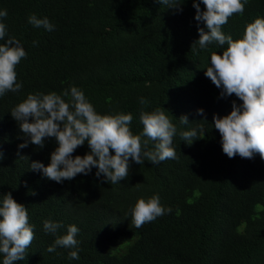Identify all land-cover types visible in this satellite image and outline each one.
Masks as SVG:
<instances>
[{"label": "trees", "instance_id": "16d2710c", "mask_svg": "<svg viewBox=\"0 0 264 264\" xmlns=\"http://www.w3.org/2000/svg\"><path fill=\"white\" fill-rule=\"evenodd\" d=\"M179 2L182 12L159 0H0V11H7L0 43L14 37L27 53L16 66L23 87L0 97V200L11 192L27 208L34 231L25 259L15 264H264V159L258 153L229 158L213 126L214 115L222 118L233 101L243 103L235 94L221 97L205 75L211 53L222 54L227 44L191 51L198 29H208L195 20L194 0ZM32 14L46 17L54 30L34 27ZM257 18H264V0H246L243 14L229 17L221 30L237 40ZM72 86L99 114H132L134 135L143 129L141 112L161 108L177 128L176 159L140 165L130 158L127 178L114 185L103 174L98 178L95 167L62 183L31 170L33 161L47 166L58 143L48 137L42 149L19 148L25 138L11 110L29 94L63 95ZM141 97L149 103L141 105ZM201 125L204 138L191 145L181 139L180 132ZM88 152L86 141L72 155ZM155 195L172 212L136 229L131 209ZM45 220L63 227L46 233ZM73 224L76 248L48 252ZM74 250L79 259L68 258Z\"/></svg>", "mask_w": 264, "mask_h": 264}, {"label": "clouds", "instance_id": "9594fccd", "mask_svg": "<svg viewBox=\"0 0 264 264\" xmlns=\"http://www.w3.org/2000/svg\"><path fill=\"white\" fill-rule=\"evenodd\" d=\"M159 2L175 11H183L179 0ZM245 2L202 0L206 7L202 11L199 0H194L195 20L205 23L208 31L198 29L200 38L192 44L191 51L199 54L200 50L207 49L213 42L219 46L227 44L222 54L211 53L210 66L206 68L205 75L221 89V97L235 94L243 103L233 101L232 111L222 118L214 115L213 126L220 133L223 152L229 158L239 155L251 159L258 153L264 159V18L249 23L243 37L237 40L231 35L226 36L221 30L229 17L243 14ZM6 16V10L0 11V18ZM28 22L36 28L54 30V25L46 17L40 19L32 14ZM6 35V25L0 22V41ZM36 44L34 41L33 45ZM26 56L24 47L14 37L0 43V97L7 92H18L23 87L17 83L16 66ZM63 97H69L68 101ZM139 102L141 105L149 103L143 97ZM198 114L204 115V109H199ZM11 115L25 138L24 143L19 145L21 149L29 144L42 149L45 138L55 137L58 147L51 153L50 163L45 166L40 161H33L30 168L42 171L46 178L57 183L70 181L81 173L88 175L95 167L98 178L103 174L106 181L114 185L127 178L130 158L140 165L145 161L159 164L176 159L173 138L177 128L161 108L152 112L142 111L140 122L143 129L134 135L129 127L132 114H99L84 92L72 86L70 92L65 89L63 95L56 92L29 94L11 110ZM179 120L184 125L189 124L187 116H181ZM203 121H207L206 117ZM180 136L191 145L193 141L204 138L203 126L182 131ZM86 141L90 152L73 158L74 151ZM150 142H155L154 150L149 147ZM2 158L3 154L0 153ZM171 212V207L161 205L158 195L147 200L140 198L131 209L132 226L140 229L144 224ZM61 227V223L51 220L43 222L44 231L53 235ZM78 232L75 224L69 225L67 234L57 236L47 251L55 252L58 246L76 248ZM33 240L34 231L29 224L27 208L18 203L11 192L3 195L0 200V254L3 255V264L24 260ZM68 258L79 259L78 250L70 251Z\"/></svg>", "mask_w": 264, "mask_h": 264}]
</instances>
